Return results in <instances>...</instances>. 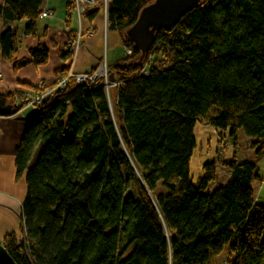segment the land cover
<instances>
[{
    "label": "trees",
    "instance_id": "16d2710c",
    "mask_svg": "<svg viewBox=\"0 0 264 264\" xmlns=\"http://www.w3.org/2000/svg\"><path fill=\"white\" fill-rule=\"evenodd\" d=\"M155 1L108 5V30L132 50L108 67L118 87L70 81L26 118L15 164L28 244L15 234L1 243L17 264H209L227 247L235 264H264L257 163L219 157L198 183L190 171L199 123L234 139L242 130L264 157V0H200L143 54L125 35ZM45 2L0 0L2 23L14 24L0 53L15 74L49 62L46 46L30 50L31 61L15 48L18 23L37 36ZM2 95L3 116L17 114L16 91ZM218 166L230 180L207 194Z\"/></svg>",
    "mask_w": 264,
    "mask_h": 264
},
{
    "label": "crops",
    "instance_id": "0c3cea01",
    "mask_svg": "<svg viewBox=\"0 0 264 264\" xmlns=\"http://www.w3.org/2000/svg\"><path fill=\"white\" fill-rule=\"evenodd\" d=\"M66 7L60 11L61 28H55L52 24L54 18L41 17L36 26L37 36H27L24 33L28 20L18 23L17 38L15 40L16 55L19 60L26 59L31 61L30 50L36 49L39 45L46 46L50 51L49 62L45 66H36L29 64L20 69L16 74L13 71V65L4 59L0 53V94L4 91H15L20 87L33 88L39 86H52L62 77L73 65L76 73H88L98 67L104 60L108 65L126 58L127 46L124 44L122 37L108 30L104 20V12L100 11L92 21L86 19L85 27L93 29L92 35H86L83 39V45L74 58L63 60L59 54L61 49L69 51L68 43L75 36L77 29L73 28L71 21V13L75 12L69 6V0L65 2ZM90 8L89 11H93ZM53 11L49 6L43 7V12ZM88 11V12H89ZM66 15V18L64 17ZM64 17V18H61ZM41 20H50L45 25L41 24ZM14 24L5 26L0 19V34L7 27H13ZM63 28V30H62ZM145 34L150 36L152 28H148ZM41 35H45L43 38ZM154 35V34H153ZM125 38L132 44H136L133 39H138L126 34ZM113 92V91H112ZM112 98L117 99V93H112ZM32 110H25L19 114L12 116L0 115V244L7 235L15 234L17 238L21 235V214L24 200L27 194V186L25 178H16L15 152L19 147L25 130V120L31 115L26 113ZM198 131L195 128L197 144L199 138L204 141V148L216 149L218 134H224L206 123L198 124ZM197 127V126H196ZM227 142V141H225ZM232 147V146H231ZM232 149V148H231ZM204 151V164L212 162L211 154L206 156ZM234 153V151H232ZM231 151L225 156L229 161L234 157ZM236 158V155H235Z\"/></svg>",
    "mask_w": 264,
    "mask_h": 264
},
{
    "label": "rangeland",
    "instance_id": "374dc122",
    "mask_svg": "<svg viewBox=\"0 0 264 264\" xmlns=\"http://www.w3.org/2000/svg\"><path fill=\"white\" fill-rule=\"evenodd\" d=\"M158 1V0H157ZM166 0H159L160 6L165 5ZM66 0H46L44 7L49 6L50 10H54L55 13L53 14L51 18H54V21L52 20V24L55 26V28H61V22L63 20H60V11L62 15V10L66 7ZM99 4L95 8H100L103 12V0L97 1ZM100 5V6H99ZM145 11V10H144ZM150 12H148L147 16H145L138 28V30L135 32L136 36L138 38H141L142 45L145 46L150 42V36L144 33L146 30V27L149 26L151 22V16ZM66 18V15H64ZM61 17V18H64ZM40 20L37 21V24ZM50 20H41V24H46ZM71 21L73 28L77 29L79 28L78 25V17L76 12L71 13ZM137 25V24H136ZM135 25V26H136ZM38 26V25H37ZM134 26V27H135ZM133 27V28H134ZM63 30V28H62ZM43 38L44 35H41ZM103 62H106V59L104 58ZM109 67V65H108ZM114 83V82H113ZM113 90V88H112ZM113 93V92H112ZM111 93V94H112ZM217 109H212L208 117H212L215 115ZM27 115L32 114L31 111H28L26 113ZM3 116V115H2ZM12 116V115H11ZM198 126L196 127V130L198 131ZM217 146L216 149L211 152V148H204V141L202 142L201 138H199V144H197V147L194 151L193 157L190 162V171H191V177L194 181V183H198L201 177L203 176V166H204V151L206 152V156L211 154V159H218L220 157L221 160H225L227 162H230L225 156L228 154L229 150L231 151V156L233 157L232 160H235L237 162L242 161H248L251 163H257V174L260 175L261 180L255 181L253 183V189L256 194V198L259 203L264 204V157H258L254 150L252 149V143L253 140L249 139L242 130L238 131L236 138H230L228 134H218L217 137ZM227 141V142H225ZM232 146V147H231ZM232 148V149H231ZM234 151V153L232 152ZM236 155V158H235ZM231 160V161H232ZM231 172L224 168L223 166L217 167V173L216 178L213 182L210 183L209 188L207 190V194H211L216 188L226 185V183L230 180ZM23 234V230L21 231V235ZM21 235H19L21 237ZM19 237V238H20ZM19 238H17L19 240ZM209 264H235V258L234 256L230 255L229 248L227 247L220 255L218 256H211Z\"/></svg>",
    "mask_w": 264,
    "mask_h": 264
},
{
    "label": "built area",
    "instance_id": "2783aa9c",
    "mask_svg": "<svg viewBox=\"0 0 264 264\" xmlns=\"http://www.w3.org/2000/svg\"><path fill=\"white\" fill-rule=\"evenodd\" d=\"M98 0H69V6L77 13L78 25L79 28L75 33V36L69 41L68 47L72 52V58L76 57L83 45V39L86 35H92L93 29L91 27L86 28V15L90 8H94L99 4ZM112 0H103V12L104 20L107 24L108 18V5ZM54 14L53 11H45L42 14L43 18L52 17ZM126 54H132V50L127 47ZM111 72L109 71L107 62H102L98 67L93 71L88 73H76L74 66L72 65L67 73L60 77L55 84L52 86H39L37 88H24L20 87L16 89L17 95L15 96L16 105L21 108L19 113L25 110L37 111L38 107L47 99L53 98L56 93L60 90H63L67 87L70 81H74L77 84H89L96 85L100 82H103L104 87L107 91L111 88L119 86V83H112L110 80ZM1 78V75H0ZM16 115V114H15ZM25 133V130H24ZM22 221V220H21ZM23 222H21L22 224ZM19 244L27 245V239L25 233L21 235L18 240Z\"/></svg>",
    "mask_w": 264,
    "mask_h": 264
},
{
    "label": "water",
    "instance_id": "95a60500",
    "mask_svg": "<svg viewBox=\"0 0 264 264\" xmlns=\"http://www.w3.org/2000/svg\"><path fill=\"white\" fill-rule=\"evenodd\" d=\"M200 0H166L165 5L160 6L159 0L155 1L150 7L146 8L140 15V18L137 22V25L131 28L127 34L133 36V38L138 37L136 36L135 32L138 30L143 18L147 16L148 12H150L151 22L148 28H152V34H150V42L143 46L141 38L133 39L137 46L142 53L147 50V48L153 43V38L155 32L161 30L163 28H168L173 26L186 12H188L192 7H194ZM145 30V31H146ZM144 31V33H145ZM111 82H115V77L113 74L110 76ZM8 109L6 105V99L2 94H0V115ZM0 264H17L12 257L8 254L5 248L0 244Z\"/></svg>",
    "mask_w": 264,
    "mask_h": 264
},
{
    "label": "bare ground",
    "instance_id": "6f19581e",
    "mask_svg": "<svg viewBox=\"0 0 264 264\" xmlns=\"http://www.w3.org/2000/svg\"><path fill=\"white\" fill-rule=\"evenodd\" d=\"M23 227H24V226H23V223H22V224H21V228H22V230H23Z\"/></svg>",
    "mask_w": 264,
    "mask_h": 264
}]
</instances>
